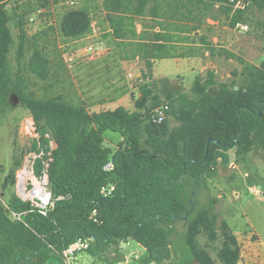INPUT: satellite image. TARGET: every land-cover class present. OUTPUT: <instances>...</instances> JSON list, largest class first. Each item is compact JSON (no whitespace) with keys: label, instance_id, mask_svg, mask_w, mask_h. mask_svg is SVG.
I'll return each instance as SVG.
<instances>
[{"label":"trees","instance_id":"obj_1","mask_svg":"<svg viewBox=\"0 0 264 264\" xmlns=\"http://www.w3.org/2000/svg\"><path fill=\"white\" fill-rule=\"evenodd\" d=\"M8 1L0 0V111L15 94L31 113L41 137L35 143L40 157L34 171L38 178L48 176L54 206L44 214L17 195L6 204L0 201V264H46L86 238H95L86 253L101 261H109V247L115 246L118 252L122 242L133 240L146 250L147 264H173V253H180L181 264H215L198 239L205 233L212 242L217 241L218 218L209 209L198 208L196 197L214 176L217 150L236 149L238 156L253 149L264 151V62L251 70L248 84L239 89L220 84L209 72L207 78L196 80L191 96L169 95V100L161 102L144 85L138 111L118 107L90 114L84 105L65 96L38 98L15 85L14 76L21 83L24 80V61L26 70L40 79L49 77L51 63L37 47L38 37L26 61L32 42L20 17L17 60L21 69L13 73L9 55L15 40ZM248 2L264 10V0ZM101 7L109 24L107 37L125 52V58L139 59L148 71L157 61L185 58L183 47L190 45L191 35L199 33L207 19H215V9L232 29L246 22L245 10L235 9L231 0H103ZM138 19L153 24H143L139 32ZM58 31L69 41L85 38L93 32L92 10L67 11ZM199 41L215 53L207 36L201 35ZM214 86L219 88L216 95L210 93ZM165 102L180 122L172 130L168 120L157 124L152 118L153 110ZM108 131L123 137L116 150L104 145ZM47 135L56 145L53 150ZM182 143L183 155L179 150ZM15 179L13 171L5 185L8 181L14 185ZM111 187L112 192H103ZM14 214L19 218H12ZM180 221L185 229L178 234ZM220 229L219 263L238 264L237 238L226 222ZM123 260L119 254L114 262Z\"/></svg>","mask_w":264,"mask_h":264},{"label":"rangeland","instance_id":"obj_2","mask_svg":"<svg viewBox=\"0 0 264 264\" xmlns=\"http://www.w3.org/2000/svg\"><path fill=\"white\" fill-rule=\"evenodd\" d=\"M71 1L75 2L73 7L69 3ZM102 2L103 0H22L17 4L15 0H9V26L15 40L9 55L13 73L16 74L21 69L17 60L20 17H23L24 30L29 40L33 43L35 37H38L37 47L51 63L49 77L40 79L26 70L24 61V80L21 83L14 76L15 85L19 84L26 93H33L38 98L65 96L74 104L84 105L90 114L118 107L134 113L139 110L137 103L144 85H148L161 102L169 100V95L174 98L191 96L196 80L207 78L209 72L214 73L220 84L239 89L248 84L251 70L264 62V10H258L248 0L243 1L246 4V22L241 24L247 29L243 30L238 26L230 28L226 17L215 9L212 13L215 19H207L203 29L191 35L190 45L183 47L187 54L185 58L157 61L150 71L139 59L125 58V52L111 37H107L110 30L105 21ZM83 7L92 10L93 32L83 39L69 41L58 31L60 21L67 11ZM31 18L35 20L31 21ZM143 24L151 26L153 23L149 19H138L139 32L142 31ZM43 32H47V36L42 35ZM201 35L207 36L208 42L216 48L214 54L200 43ZM32 43L28 45L26 61L33 54ZM98 43L104 45V51L92 58L86 53V48L95 44L97 50H101ZM129 74L133 76L129 77ZM210 90L214 94L219 92L217 86ZM12 97L10 105L0 111V201L5 204L13 195L26 202V198L20 193L19 183L26 166L38 178L34 166L40 157L35 151V143L41 139L35 121L19 97L16 96L20 101L17 106L13 104ZM167 120L171 130L180 125L173 114ZM31 123L33 129L30 131L28 126ZM46 137L51 140L49 135ZM105 140L106 147L116 150L122 144L123 137L108 131L105 133ZM50 148H56L52 140ZM215 155L212 167L214 176L198 191L196 205L198 208L209 209L217 216L219 238L212 242L204 233L199 237L198 244L210 253L215 264H220L216 252L222 243L220 227L226 222L240 247L238 264H264V151L253 149L245 156H238L236 149L217 150ZM13 171L16 173L15 184L8 181L5 185ZM47 177L44 174L38 179L43 181ZM34 181L35 178L28 180V190L34 187ZM45 188L51 194L48 179ZM177 229L178 234H181L185 223L178 222ZM175 242L178 244L179 239H175ZM121 248L128 259L127 264H147L146 251L136 241L123 243ZM119 254L124 257L119 247L117 252V248L111 246L106 254L109 261H101L96 258L89 260V257H93L83 252L77 254L82 260L78 264H116L114 259ZM106 257L103 256V259ZM171 261L173 264H181L180 253H173Z\"/></svg>","mask_w":264,"mask_h":264},{"label":"built area","instance_id":"obj_3","mask_svg":"<svg viewBox=\"0 0 264 264\" xmlns=\"http://www.w3.org/2000/svg\"><path fill=\"white\" fill-rule=\"evenodd\" d=\"M244 0H231V3L234 5L235 9H240V10H245L246 9V4L243 3ZM71 7H73L75 5L74 1L69 2ZM31 21H34V18L30 19ZM238 28H241L243 30L247 29V27H245L244 25L239 24ZM96 44V43H95ZM92 44L87 46L86 48V53L88 55H90L92 58L99 56L103 51H104V45L100 44L102 49L101 50H97L96 45ZM132 74H129V77H132ZM170 115V106L167 102H165L164 104H162L161 106L156 107L153 112H152V118L154 120L155 123L157 124H162L164 123ZM29 130L31 131V129H33V123L29 124L28 126ZM111 164H109V168L111 169ZM47 184V182H46ZM34 188V187H33ZM33 188L30 190L32 191ZM114 190V187H111L110 189L106 190L104 189L103 192L104 193H110ZM29 199V201H31V203L36 207L39 208L41 210H43V213L46 214V210H48L49 208L54 206V200H53V196L52 193L49 194V199L47 201V203H42V202H38L35 201L31 198H26ZM97 212L94 211L93 212V216H96ZM15 218H19V216H17L16 214H14ZM97 221V220H95ZM92 238H86V239H80L77 242H75L74 244H72L71 246H69V248H67L61 258L62 264H76L77 260H78V255L79 253H83L86 252L92 245Z\"/></svg>","mask_w":264,"mask_h":264},{"label":"bare ground","instance_id":"obj_4","mask_svg":"<svg viewBox=\"0 0 264 264\" xmlns=\"http://www.w3.org/2000/svg\"><path fill=\"white\" fill-rule=\"evenodd\" d=\"M24 171H23L24 175L21 177V182L19 183L20 193L24 196V198H31L38 202L47 203L49 199V193L45 188L47 178L43 181H40V179L36 178L33 175V172L30 170V167L28 166L24 168ZM33 178H35L36 181H34L33 183L34 189L30 191L27 188V182L30 179L33 180Z\"/></svg>","mask_w":264,"mask_h":264},{"label":"water","instance_id":"obj_5","mask_svg":"<svg viewBox=\"0 0 264 264\" xmlns=\"http://www.w3.org/2000/svg\"><path fill=\"white\" fill-rule=\"evenodd\" d=\"M210 93L214 94L211 90H210ZM214 95H216V94H214ZM12 102H13V104H14L15 106H17V105L19 104L20 101H19V99H18L16 96H13V97H12ZM261 115H262V114L260 113V116H261ZM209 143H210V142H209ZM179 150H180V152H181V155H183V154H184V151H185V144H184V143L181 144ZM207 153H208V152H207ZM47 179H48V177H47ZM92 240L95 241V238H92ZM46 264H62V261H61V258H60V257L53 256V257H51V258H49V259L47 260Z\"/></svg>","mask_w":264,"mask_h":264},{"label":"crops","instance_id":"obj_6","mask_svg":"<svg viewBox=\"0 0 264 264\" xmlns=\"http://www.w3.org/2000/svg\"><path fill=\"white\" fill-rule=\"evenodd\" d=\"M124 242H122L121 244H120V246H119V248H120V252L122 253V255L124 256V260L122 261V262H116V264H124V263H128V259H127V257H125V255L123 254V251H122V248H121V245L123 244ZM127 243H129V242H127ZM146 251V250H145ZM147 254V253H146ZM89 257V256H88ZM146 257V256H145ZM143 258V257H142ZM83 259V258H82ZM140 259V258H139ZM144 259V258H143ZM81 260V258L79 259L78 258V260H77V264L79 263L78 261H80ZM89 260H94V258L93 259H91L90 257H89ZM82 261V260H81ZM130 263V262H129ZM103 264V263H102Z\"/></svg>","mask_w":264,"mask_h":264}]
</instances>
